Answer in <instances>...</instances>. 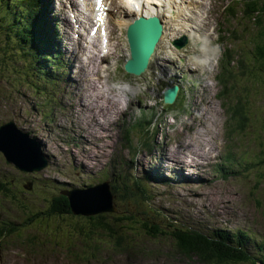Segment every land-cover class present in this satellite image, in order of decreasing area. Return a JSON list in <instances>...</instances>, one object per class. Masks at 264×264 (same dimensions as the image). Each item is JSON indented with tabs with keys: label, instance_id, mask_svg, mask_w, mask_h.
<instances>
[{
	"label": "rangeland",
	"instance_id": "obj_1",
	"mask_svg": "<svg viewBox=\"0 0 264 264\" xmlns=\"http://www.w3.org/2000/svg\"><path fill=\"white\" fill-rule=\"evenodd\" d=\"M92 1L51 0L47 5L49 17L57 26L55 38L65 66L59 81L48 84L46 89L37 87L40 79L15 53L9 56L7 46L12 48L13 43L0 25V125L12 119L21 132L39 139L50 158L47 168L30 176L8 163L0 153V226L6 225V233L0 235V264H206L187 254L178 255V247L166 235L150 236L141 226L132 230L137 240L135 234H119L116 238V246L129 250L94 247L99 251L96 257L84 259L75 258L71 248L86 252L89 246L75 241L71 235L73 228L75 234L83 235L79 226L89 225L86 216H34L27 225V219L44 209L60 189H83L105 179L114 180L111 188L116 193V212L105 216L113 228L112 214L120 216L128 210L140 217L146 211L165 231L172 226L247 231L251 238L249 251L254 257L263 256L260 246H264V76H260L258 85L250 73L252 67H257V71L259 68L252 53L257 43L254 38L259 33L256 15L254 21L245 22L239 13L240 0L233 4L235 11L232 0H206L202 20L195 12L194 1L162 0L156 5L166 26L162 34L163 55L156 52L149 69L133 76L122 68L128 56L124 26L125 18H129L128 8L119 0H104L108 13H99L102 19H96L95 27L98 34L101 22L104 23L103 42L107 45L98 46L95 52L94 44L99 38L88 33L94 17ZM196 2L201 10L204 0ZM226 5L228 9L223 11ZM1 11L0 8V20ZM169 14H174V18ZM183 19H192L194 31L200 22L202 35L211 39L218 40L221 35V50L235 49L241 65L228 89L223 90L216 80L204 82L188 99L186 111L159 117L150 146L144 147L129 127L141 117L139 110L148 107L150 113L161 96L160 86L187 67L172 44L178 29L184 31ZM255 26L258 32L253 37L250 31ZM230 29H235L236 35ZM22 33L20 29L14 33L17 46ZM161 64L164 65L159 67ZM196 72L195 67L193 73ZM243 88L248 89L253 120L244 130L227 137L226 126H232L233 120L223 100L226 105L228 100L235 102ZM219 92L222 94L217 96ZM52 93L55 100L49 102ZM139 96L144 98L143 103H138ZM195 103L198 110L194 109ZM226 156L234 160L227 161ZM221 166L227 170L225 175L221 174ZM153 173H158L159 179L147 178ZM28 177L36 181V187L32 185L29 191L23 188ZM128 183L134 196L141 202L147 199V203L130 204L131 194L125 188ZM9 223L17 228L8 226ZM50 228L70 231V235L61 244L54 243L45 235Z\"/></svg>",
	"mask_w": 264,
	"mask_h": 264
},
{
	"label": "trees",
	"instance_id": "obj_2",
	"mask_svg": "<svg viewBox=\"0 0 264 264\" xmlns=\"http://www.w3.org/2000/svg\"><path fill=\"white\" fill-rule=\"evenodd\" d=\"M37 1L39 0H26L27 6L24 7L25 4H23L21 0H0V8L2 9L0 25L5 34L10 36L9 39L13 43L12 48L7 46V48H9V56H13L15 53L18 60H22L31 72L34 71V75L41 79L42 83L54 84L59 81V75L64 71L65 62L58 43L53 40L54 28L51 30L50 28L52 26H50L44 18L42 20V9L39 10L41 16H38ZM243 1L249 2H244L240 16L244 17L245 22H248L254 21L253 16L256 15L258 22V35L255 37L258 32V27L256 26L251 27L250 33L255 37V42L258 40L255 45V57L258 61L257 64H259V68L257 71V67H252L250 73L257 79L258 85H260V76H264V0ZM9 3H11V5ZM30 7H32L33 11L29 10ZM31 13L32 15H30ZM39 24L43 30L39 28ZM45 24L49 28L46 27ZM17 29H20L25 34L24 38H21V36L17 34L20 40H22L19 44L20 46H17L14 42V33ZM28 43L30 45H28ZM21 44L24 46L21 47ZM239 64L241 65V63ZM236 75V69L222 68L220 84L223 90L231 87L230 82L232 77ZM262 80L264 82V77L261 81ZM43 88L45 89L46 85H43ZM247 91V88H243V90L240 91V98L235 102L228 100V105H226L225 101L223 103L230 112L233 120L232 126H226L225 134L227 137L238 133V130H244L253 120L252 107L249 102ZM220 94H222V92H220ZM130 132H136L142 146L149 147L148 139L150 134H148V132H141L142 134H140V131L135 125L131 127ZM225 159L227 161L234 160L233 157L230 156H226ZM144 181H146V178H144ZM113 182L114 180L111 181V183ZM125 188H130L129 183ZM132 196L133 195H131L130 199ZM53 201L46 210L37 213L36 217L40 215L55 217L54 215L69 213V206L67 205L65 196L58 195V199H53ZM142 202L147 203V199H144ZM131 219L132 218L128 217L126 214H123L122 220ZM29 221L30 219L27 220V224ZM93 222L94 224L91 226L92 233L98 229H108L107 224L98 220H93ZM11 223H9L8 226H14L13 228L16 229V225ZM143 226L148 231L150 230V227ZM175 228L171 236L174 238L176 245L182 250V254H188L189 256L194 255L200 261H208L213 264H264V255L261 257H254L249 251L248 247L250 246L249 243L251 238L247 231L237 230L231 232L226 229H215L208 233L206 231H198L184 226H176ZM80 231H82V228H80ZM5 233L6 228L0 232V235L3 236ZM156 234L157 229L151 232L150 236L154 237ZM65 238L59 234L56 236V240L59 241ZM260 249L264 250V246H260Z\"/></svg>",
	"mask_w": 264,
	"mask_h": 264
},
{
	"label": "water",
	"instance_id": "obj_3",
	"mask_svg": "<svg viewBox=\"0 0 264 264\" xmlns=\"http://www.w3.org/2000/svg\"><path fill=\"white\" fill-rule=\"evenodd\" d=\"M156 21L159 19L155 16L148 18L142 16L127 26L126 37L130 57L126 60L124 68L129 73L139 75L147 68L148 59L160 40L161 29ZM147 24L153 25L159 31L145 28ZM174 44L177 46L178 42ZM177 90V85L165 89L163 102L172 104ZM0 152L9 163L23 171H38L47 165L38 142L30 138L26 132H21L13 120L0 125ZM63 194L69 198L74 213L88 215L99 212V210L111 211L114 209L107 181L83 189L64 191Z\"/></svg>",
	"mask_w": 264,
	"mask_h": 264
},
{
	"label": "bare ground",
	"instance_id": "obj_4",
	"mask_svg": "<svg viewBox=\"0 0 264 264\" xmlns=\"http://www.w3.org/2000/svg\"><path fill=\"white\" fill-rule=\"evenodd\" d=\"M21 1H23L22 3L23 4H25V6L24 7H26L27 5H26V0H21ZM154 0H135V1H133L134 3H135V7H137V8H129L130 10H128V11H126L127 12V16L129 17L128 18V20L125 18V22H124V26L126 27L128 24H129V22H132L136 17H138V16H141V15H144V16H151V15H157V16H159V20L160 21H156L157 22V24L159 25V28L161 29V34H160V36H159V38H163L164 36H162V34H163V32H164V29H166V26H165V21L164 20H162V18H161V16H162V14L160 13V7L159 6H157L158 4L157 3H160V2H162V0H155L154 2H153ZM106 3V2H105ZM84 5V3L83 2H80V5ZM100 4H102V1L100 2ZM157 4V5H156ZM228 8H227V5L225 6V8H224V10L223 11H226ZM29 10H31V11H33V9H32V7H30L29 8ZM107 10V9H106ZM125 12V13H126ZM108 13V11H106V14ZM30 15H32V13L30 14ZM38 16H41V14H40V12H39V10H38ZM95 24H97V22H96V17L94 16H92V19L90 20V25L92 26L91 27V29H92V36L93 37H97V35L99 34H96V31H97V27H95ZM51 26H54V25H51ZM165 26V27H164ZM77 27H79V29L81 28L80 26H77ZM145 28H152V29H154V30H157V31H159L158 29H156L153 25H151V24H147L146 26H145ZM69 31V30H68ZM96 34V35H95ZM164 34H165V32H164ZM163 34V35H164ZM24 36H25V34L24 33H22L21 34V38H24ZM56 36V35H55ZM56 39V38H55ZM96 39V38H95ZM163 40V39H162ZM174 42L175 43H177V39H175L174 40ZM93 43V42H92ZM160 44V45H159ZM106 45H107V43L106 44H104L102 41H101V39H97V41L95 42V44H94V46H95V48H94V51L96 52V51H98V46H102V47H106ZM157 47H158V49L156 50V47H154V49H153V51L154 52H157V53H161V52H163L162 51V49H161V47H162V41H161V43L160 42H157ZM164 47V46H163ZM94 53V52H93ZM95 56V55H94ZM96 57V56H95ZM93 59V58H92ZM88 60V59H87ZM89 60H91V59H89ZM162 66V64L159 66V67H161ZM90 67V66H89ZM44 83V82H43ZM199 106V105H198ZM204 126V125H203ZM207 127V126H206ZM203 128V127H202ZM143 180H144V178H143ZM141 185L143 186V188H145L144 187V185L141 183ZM147 191H145V193H146ZM140 194H142V192H140ZM114 211H115V208L113 209Z\"/></svg>",
	"mask_w": 264,
	"mask_h": 264
},
{
	"label": "snow or ice",
	"instance_id": "obj_5",
	"mask_svg": "<svg viewBox=\"0 0 264 264\" xmlns=\"http://www.w3.org/2000/svg\"><path fill=\"white\" fill-rule=\"evenodd\" d=\"M96 2H97V5H99V0H96Z\"/></svg>",
	"mask_w": 264,
	"mask_h": 264
}]
</instances>
